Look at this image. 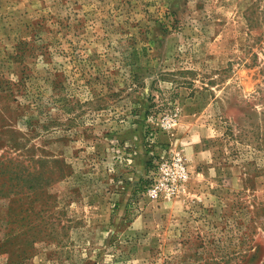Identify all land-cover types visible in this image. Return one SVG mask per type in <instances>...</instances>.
Wrapping results in <instances>:
<instances>
[{
  "label": "rangeland",
  "instance_id": "1",
  "mask_svg": "<svg viewBox=\"0 0 264 264\" xmlns=\"http://www.w3.org/2000/svg\"><path fill=\"white\" fill-rule=\"evenodd\" d=\"M0 264H264V0H0Z\"/></svg>",
  "mask_w": 264,
  "mask_h": 264
},
{
  "label": "built area",
  "instance_id": "2",
  "mask_svg": "<svg viewBox=\"0 0 264 264\" xmlns=\"http://www.w3.org/2000/svg\"><path fill=\"white\" fill-rule=\"evenodd\" d=\"M172 123L168 121L167 125L171 127ZM188 179L189 173L185 162L179 154L174 153L168 157H162L147 191L154 199H173L184 190Z\"/></svg>",
  "mask_w": 264,
  "mask_h": 264
}]
</instances>
